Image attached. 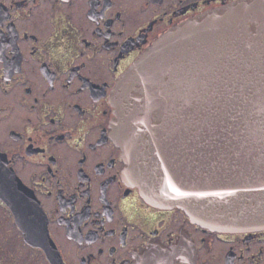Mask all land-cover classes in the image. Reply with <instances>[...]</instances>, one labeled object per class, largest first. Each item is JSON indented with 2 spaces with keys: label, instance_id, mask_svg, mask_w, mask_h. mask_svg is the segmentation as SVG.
<instances>
[{
  "label": "flooded vegetation",
  "instance_id": "af4514ba",
  "mask_svg": "<svg viewBox=\"0 0 264 264\" xmlns=\"http://www.w3.org/2000/svg\"><path fill=\"white\" fill-rule=\"evenodd\" d=\"M233 1L0 0V155L26 226L0 198V264H264V229L213 231L147 203L112 126L135 58Z\"/></svg>",
  "mask_w": 264,
  "mask_h": 264
},
{
  "label": "water",
  "instance_id": "95a60500",
  "mask_svg": "<svg viewBox=\"0 0 264 264\" xmlns=\"http://www.w3.org/2000/svg\"><path fill=\"white\" fill-rule=\"evenodd\" d=\"M109 99L123 179L147 203L179 207L213 231L264 229V0H235L169 27ZM15 181L0 155V198L26 228Z\"/></svg>",
  "mask_w": 264,
  "mask_h": 264
}]
</instances>
